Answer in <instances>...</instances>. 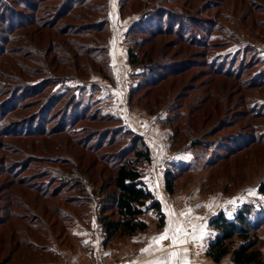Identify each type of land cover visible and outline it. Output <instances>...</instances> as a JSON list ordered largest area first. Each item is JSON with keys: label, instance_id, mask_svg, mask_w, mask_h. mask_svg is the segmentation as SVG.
I'll return each instance as SVG.
<instances>
[{"label": "trees", "instance_id": "trees-1", "mask_svg": "<svg viewBox=\"0 0 264 264\" xmlns=\"http://www.w3.org/2000/svg\"><path fill=\"white\" fill-rule=\"evenodd\" d=\"M179 1H121L122 13L128 6L137 13L126 31L129 63L139 79L129 89V101L150 113L172 101L167 119L175 135L183 133L178 126L183 117L188 126L193 119L190 133L206 134L196 129L199 123L214 119L218 125L230 109L250 104L247 116L237 110L241 128L248 129L245 134H264L256 124L264 117L259 110L264 105L249 93L264 88V79L230 67L229 56L220 52L230 42L216 34L222 28L213 29L211 20L201 27L193 3ZM110 35V0H0V264L16 258L44 263L55 256L46 241L64 229L58 222L72 220L74 211L96 197L104 245L146 230L143 217L151 210L159 216V227L165 223L162 204L143 178L141 166L152 159L145 136L125 129L120 117L101 113L99 100L84 94L86 82L64 84L85 79L91 70L113 79ZM258 72L261 76L264 68ZM198 78L203 80L198 83ZM163 90L175 94L163 98ZM86 130L90 134H83ZM122 131L130 140L117 138ZM112 146V152H101ZM179 173L165 171L169 194ZM258 189L264 195V182ZM210 224L217 231L207 248L214 262L231 255L234 264H264L257 234L264 209L245 203L232 218L221 211ZM237 238L241 242L235 245Z\"/></svg>", "mask_w": 264, "mask_h": 264}, {"label": "rangeland", "instance_id": "rangeland-1", "mask_svg": "<svg viewBox=\"0 0 264 264\" xmlns=\"http://www.w3.org/2000/svg\"><path fill=\"white\" fill-rule=\"evenodd\" d=\"M121 1L123 0H110L109 66L114 80L105 77L100 72L91 70L90 75L85 79L81 77L66 81L64 84L72 87L86 82L88 89L84 94L88 97L92 93L93 99L99 100V104L97 103L96 106L101 109V113L120 117L125 129L130 128L145 136L152 151V159L141 166L143 178L148 180L153 172L159 173L163 178L168 169L180 172L175 192L171 195L178 196L177 199L181 201L183 207L197 206L199 214H205L208 211L209 214H216L220 208L217 214L224 211L228 214L227 216L231 217L245 203L251 204L257 211L263 210L264 195L259 192L258 188L260 183L264 182V134H245L244 132L249 131L246 128H241L243 120H240V111H237L242 108L240 110H244L243 115L247 116L245 110L250 104L244 108L240 106L230 109L229 116L222 119L223 122L221 121L222 123L220 122L218 125L213 124L214 119L207 125L199 123L196 129L201 132L207 131L206 134L190 133L189 128L191 125L193 127V119L188 126L183 117L178 121V126L183 129V133L175 135L173 134L174 129L167 119L172 114L170 111L172 101H165L167 100L165 99L163 106L154 113H150L135 101L133 103L129 101V89L139 79L134 77L137 71L129 63L128 49L131 42L126 31L133 19L136 18L137 13L130 6L126 8L125 14L122 13L120 11ZM185 2L188 6L193 3V16L197 17L201 27L206 28L207 25L204 21L211 20L213 29L222 28L216 34L230 42L226 48L220 51L229 56L230 67H235L237 70L236 68L241 66L244 76L256 75L261 82L264 79V73L260 76L258 69L264 68V0L179 1L181 4ZM197 10H200V13L195 14ZM252 21L255 23L254 29L250 26ZM194 70H199V68ZM201 80L203 78H198V83ZM91 83L97 84L99 87L93 88L92 91ZM59 86L60 84L55 88L57 89ZM174 91L170 93L169 90H163V98L169 94L174 96ZM249 93L254 95L258 104L264 105V88L254 89ZM186 94L189 95H186V100L184 98L183 100L187 103L193 96V90ZM215 101V98H212L211 105ZM207 105L205 104L204 107ZM258 109L259 107L256 110ZM259 110L263 111L264 109ZM84 124L87 123L84 122ZM256 124H261L260 130H264V117L257 119ZM79 126L82 128V125ZM83 134H90V131L86 130ZM109 138L110 136L107 138V142ZM117 138L130 140V136L124 131L120 132ZM0 140H2L1 137ZM258 140L260 143H257ZM115 148L114 146L105 147L101 152H112ZM189 162L191 165L188 166L187 172L180 171L179 168H184ZM109 171L108 169L107 172L110 173ZM57 184H53V187ZM153 189L157 192L156 187ZM99 208V198L96 197L87 202L85 208L74 211L75 215L72 220L59 221L58 226L64 223V229L56 230L48 241H40L41 243L48 242L50 247L55 250L56 255L47 256L44 263L34 264H87L92 261L96 263L98 260L96 252L99 246L109 250L110 247L116 248L131 237L117 236L110 243L104 245L105 235L99 222ZM81 210L85 213L80 214ZM153 212L156 211L153 210ZM157 217V228L160 229L159 216L157 215ZM146 218L151 219L149 212L146 214ZM60 232H62L61 235H59ZM213 232L209 243L217 235L214 227ZM257 234L264 252V225ZM240 242L241 240L237 238L235 245ZM224 261H227V264L233 263L231 257ZM10 264L33 263L29 260L25 261L24 258H16Z\"/></svg>", "mask_w": 264, "mask_h": 264}, {"label": "crops", "instance_id": "crops-1", "mask_svg": "<svg viewBox=\"0 0 264 264\" xmlns=\"http://www.w3.org/2000/svg\"><path fill=\"white\" fill-rule=\"evenodd\" d=\"M145 182L162 204L164 225L158 229V214L149 211L151 219L146 215L143 218L150 227L126 239L116 248L105 250V247L99 246L96 252L98 260L87 264H227L224 260L231 255L219 263L207 255L209 238L214 234L210 221L220 208L216 214H209V211L199 214L197 206L183 207L178 196L167 192L165 177L161 178L157 172H153ZM155 187L157 192L153 189ZM163 233H167L168 238L158 242V237Z\"/></svg>", "mask_w": 264, "mask_h": 264}, {"label": "snow or ice", "instance_id": "snow-or-ice-1", "mask_svg": "<svg viewBox=\"0 0 264 264\" xmlns=\"http://www.w3.org/2000/svg\"><path fill=\"white\" fill-rule=\"evenodd\" d=\"M167 238H168L167 233H163V234H161V235L158 237V242L161 241V240L167 239ZM145 251H146V249H145ZM173 255H175V253H173Z\"/></svg>", "mask_w": 264, "mask_h": 264}]
</instances>
